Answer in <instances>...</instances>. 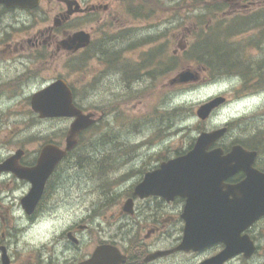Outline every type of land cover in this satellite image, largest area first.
Listing matches in <instances>:
<instances>
[{
    "label": "flooded vegetation",
    "instance_id": "obj_1",
    "mask_svg": "<svg viewBox=\"0 0 264 264\" xmlns=\"http://www.w3.org/2000/svg\"><path fill=\"white\" fill-rule=\"evenodd\" d=\"M33 1L37 2L34 8L13 3L9 4L11 6L0 4V53L2 50L12 51L9 43L15 40L18 27H25L26 43L31 45L34 42V14L39 22H52L47 30L49 35H43L36 44L51 42L60 51L61 42L70 39L73 34H87L89 43L86 47L68 52L79 57L94 43L109 40L112 33L110 29L115 27L112 24L118 21L114 20L113 14L114 5H118L116 3L129 10L133 7L136 13L130 16L134 20L144 18L141 12L145 0H20L27 5L33 4ZM259 2L264 3V0ZM234 5L238 6L236 3ZM233 15L232 12L224 17ZM220 21H212L202 31V35L194 36L191 30L188 31L185 41L189 44L186 51L191 54L195 49V41L205 44V59L212 54L220 55L223 51L230 57L227 64L223 60L219 62L221 67L216 68L215 74L207 60L201 69L195 70L199 73L198 81L188 85L210 82V76L226 77L225 74H229V77L222 78V81H238L235 86L239 95L235 98L238 109L233 136L227 138L232 133L231 124H224L227 133L208 148V151L220 148L223 157L231 152L233 146L249 154L246 158L237 159L245 161L247 169L224 173L218 189L213 190L215 199L217 193L220 197L222 195V211L209 215H182L185 199L180 196L167 200L155 195H135L136 186L146 174L157 169L162 161L176 157L175 153L163 160L157 159L155 164H132L138 169L145 167L140 169L138 175L131 177L136 178L134 184L120 189L123 191V201L129 205L119 203L116 205L117 213L110 206V197H104L100 199V205L105 204L102 207L103 215H97L98 202L95 206L85 207L84 213L79 210L75 215H64L66 208L61 203L63 192L60 187L65 180V163L72 156V152H69L45 180L42 194L34 207L25 208L23 200L32 185L28 179L23 178V172L36 167L45 145L64 148L65 137L62 142L45 140L31 149L28 148L31 144H20L10 153L0 156V264H264V206H254L252 201L253 212L248 213L242 212L238 204L239 200H243V194H246L244 200H252L251 191L241 193L238 190L244 181L254 179L257 185L262 186L261 191H264V113L253 117L250 115L254 112L253 106L264 101V61L253 63L247 56H241L237 45L229 42L235 36L237 22L233 19L222 20L225 31L221 32L228 35H218L214 28ZM128 23L129 20L122 21L112 34L127 32ZM253 25L264 28L262 22ZM225 42L230 46L219 48L218 44ZM257 42L263 43L264 36L258 35L247 41L245 52L250 46L257 47ZM33 46L34 43L31 48ZM105 55L108 57L103 65L111 71L113 55L108 51ZM246 60L252 63L248 64ZM142 69L144 67L140 65L130 82L123 77V84L127 86L133 81V85H139L141 78L136 76L144 74ZM244 91L251 94H244ZM221 96L228 102L229 98L224 94ZM93 116L96 118L95 113ZM193 144H190L189 149ZM245 215L259 216L244 219ZM189 231L191 235L186 241L185 236Z\"/></svg>",
    "mask_w": 264,
    "mask_h": 264
},
{
    "label": "rangeland",
    "instance_id": "obj_2",
    "mask_svg": "<svg viewBox=\"0 0 264 264\" xmlns=\"http://www.w3.org/2000/svg\"><path fill=\"white\" fill-rule=\"evenodd\" d=\"M254 1L145 0L141 12L144 18L139 21L130 16L135 10L116 3L113 14L114 20L118 21L113 22L115 27L110 32L115 33L116 26L125 20H129V30L115 35L110 33L109 40L93 44L112 53L111 71L103 65L108 55L97 51H87L85 56L79 57L57 51L51 42L36 44L43 35H49L47 30L52 22H39L34 14L33 48L25 42V27L22 26L18 27L15 40L9 43L12 51L0 53V156L20 144H31L28 146L31 149L45 140L63 141L69 121L41 120L30 108L32 94L40 87L63 79L73 89L85 113H95L96 119L100 118L79 138L75 152L65 163V180L60 187L63 192L61 203L66 208L64 215H75L79 210L84 213L85 207L95 206L96 202L97 215H103L105 204L100 205V199L104 197H110V206L117 213L116 205L124 203L120 189L134 184L136 178L131 177L145 167L138 169L132 164H155L159 158L184 152L199 132L212 131L227 123L232 129L227 138L233 136L238 109L235 103L239 95L235 87L237 80L222 81L229 77L225 74L226 77L209 75L211 81L199 85L171 86L169 82L187 69H201L207 60L210 62L211 56H216L212 54L205 59L204 51L203 63H200L201 58L194 60L196 49L192 54L186 51L188 31L191 30L194 36L202 35L212 21L221 20L214 28L218 35H228L221 32L225 31L222 20L233 19L237 22L235 25H242L235 28V36L229 42L237 45L241 56H247L253 63L263 62L264 42H257L258 49L250 46L247 53L244 50L247 41L258 35L264 36V28L253 25L264 24V3ZM232 12V17H224ZM200 42L195 41L193 47ZM218 46L225 48L230 44L225 42ZM84 57V64L76 70L74 58ZM115 58L118 59L116 62ZM123 63H126L125 74L122 73ZM140 65L144 67L141 83L133 85L132 81L125 86L123 77L135 73ZM162 69L166 70L165 74ZM211 71L216 73V69ZM223 94L229 98L228 102L210 120L200 122L195 115L199 105L210 97ZM244 94L251 92L244 91ZM177 107L184 110L179 118L171 112ZM252 109V117L263 114L264 101L257 102Z\"/></svg>",
    "mask_w": 264,
    "mask_h": 264
},
{
    "label": "water",
    "instance_id": "obj_3",
    "mask_svg": "<svg viewBox=\"0 0 264 264\" xmlns=\"http://www.w3.org/2000/svg\"><path fill=\"white\" fill-rule=\"evenodd\" d=\"M2 2L8 5L12 0H0V3ZM16 4L24 6L21 5L20 0L14 1V5ZM27 6H36V1ZM88 43V35L79 32L70 39L62 41L61 47L67 51H77ZM195 79L192 72L184 71L178 74L172 83L186 84ZM224 102V98L216 97L200 105L196 110L197 118L201 121L206 120L211 112ZM30 106L40 119H73L65 140V151L54 145H46L42 148L36 167L23 172V178L28 179L32 185L28 196L23 200V205L25 208L30 206L32 209L40 198L44 182L55 165L64 157L66 152L74 148L78 134L92 126L95 121L92 114L85 115L74 106L72 92L62 79H58L34 93L31 97ZM225 132L226 128H221L216 131L201 133L192 150L182 156L163 162L157 170L146 174L144 180L136 186L135 195L140 197L155 195L167 200L174 196H180L185 199L182 215H209L208 213L222 211V195L220 197L217 193L218 197L215 199L213 190L218 189L224 173H229L231 170L247 169L246 162L237 159L249 156L239 147H233L231 153L224 157L219 148L208 151V148L219 140ZM20 173L18 172V174ZM261 188L262 186L257 185L254 179L252 181L246 180L238 186L241 193L252 192V200H244L246 194H243V200L238 201L242 212L252 213L254 206H264V191H261ZM252 201L255 203L254 206H252ZM128 205L126 202L125 206ZM257 216L259 215H245L244 219L256 218ZM188 228L190 229V225ZM190 233V231L186 233V241H188ZM95 260L96 256L94 257Z\"/></svg>",
    "mask_w": 264,
    "mask_h": 264
},
{
    "label": "trees",
    "instance_id": "obj_4",
    "mask_svg": "<svg viewBox=\"0 0 264 264\" xmlns=\"http://www.w3.org/2000/svg\"><path fill=\"white\" fill-rule=\"evenodd\" d=\"M134 13V12H133ZM258 23V22H257ZM240 26H242V25H240V24H238V25H235V28L236 27H240ZM243 27V26H242ZM195 53H194V60L196 59L197 60V58H201V60H199V61H201L200 63H203V56H202V53L205 51V44H203V43H198L197 45H195ZM104 50V52L106 51V49H104V47L102 46L101 48H98V51L99 52H101V51H103ZM187 56V55H186ZM85 57L84 58H78V59H74V62H75V64L73 65L74 67H75V69L77 70V69H79L80 67H78V62L79 61H81V63L80 64H83L84 62H85ZM221 60H223V61H225L226 62V64L228 63V61L230 60V57H229V55H228V53H226V52H224V53H222V54H220V55H217L216 54V56H211V58H210V63H211V67L213 68V69H216L217 67H221L220 65H219V62L221 61ZM162 74H165L166 73V70L165 69H162ZM76 101V100H75ZM76 103H77V101H76ZM78 104V103H77ZM183 108L182 107H177V108H174L171 112H172V114H173V116H176V118H179L182 114H183ZM179 154V153H178Z\"/></svg>",
    "mask_w": 264,
    "mask_h": 264
}]
</instances>
